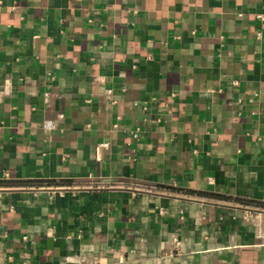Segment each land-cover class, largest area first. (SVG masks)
<instances>
[{
    "label": "crops",
    "instance_id": "crops-1",
    "mask_svg": "<svg viewBox=\"0 0 264 264\" xmlns=\"http://www.w3.org/2000/svg\"><path fill=\"white\" fill-rule=\"evenodd\" d=\"M258 14L0 0V264H264Z\"/></svg>",
    "mask_w": 264,
    "mask_h": 264
},
{
    "label": "built area",
    "instance_id": "built-area-1",
    "mask_svg": "<svg viewBox=\"0 0 264 264\" xmlns=\"http://www.w3.org/2000/svg\"><path fill=\"white\" fill-rule=\"evenodd\" d=\"M256 17L258 19H260V20H264V16L261 15V14L256 15ZM256 36L258 38H260V33L256 34ZM234 84H235V82H234ZM45 127L48 128V129H51V128L54 127V123L52 121L48 120V121L45 122ZM134 136H136V134ZM102 146H103V144L98 145V149H100ZM96 186H104V185H96ZM69 187L73 188V186H69Z\"/></svg>",
    "mask_w": 264,
    "mask_h": 264
},
{
    "label": "trees",
    "instance_id": "trees-1",
    "mask_svg": "<svg viewBox=\"0 0 264 264\" xmlns=\"http://www.w3.org/2000/svg\"><path fill=\"white\" fill-rule=\"evenodd\" d=\"M49 183H51V182H49ZM62 183H66V182H62Z\"/></svg>",
    "mask_w": 264,
    "mask_h": 264
}]
</instances>
